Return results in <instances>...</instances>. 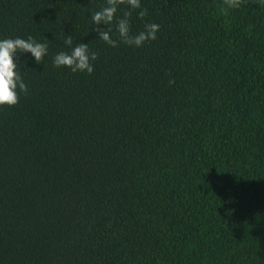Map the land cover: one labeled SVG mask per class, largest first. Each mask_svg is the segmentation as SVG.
<instances>
[{
    "label": "trees",
    "instance_id": "obj_1",
    "mask_svg": "<svg viewBox=\"0 0 264 264\" xmlns=\"http://www.w3.org/2000/svg\"><path fill=\"white\" fill-rule=\"evenodd\" d=\"M104 5L0 0V38L49 49L0 107V264H264V3L121 4L141 47L96 38ZM67 35L91 74L53 66Z\"/></svg>",
    "mask_w": 264,
    "mask_h": 264
},
{
    "label": "clouds",
    "instance_id": "obj_2",
    "mask_svg": "<svg viewBox=\"0 0 264 264\" xmlns=\"http://www.w3.org/2000/svg\"><path fill=\"white\" fill-rule=\"evenodd\" d=\"M261 2L264 3V0ZM226 3L228 8L240 6V0H226ZM121 4L127 5L129 9H139L138 18H142L146 14L145 10L141 8V0H105V5L101 9L90 13L93 24L92 31L96 33V38L112 47H116L118 42L141 47L146 42L155 40L160 25L147 23L142 31L132 34L129 20L131 13L126 11L122 17L116 15ZM114 21L119 41L112 36ZM64 44L70 48V51L57 52L52 58L53 66L67 68L73 73L91 74L97 53L89 49L88 43L81 42L73 45L70 35L65 37ZM48 52L47 43L38 42L31 36L27 39L19 36L0 38V107L16 105L19 101L18 93L27 91V85L21 77L19 65H26L25 62L29 57L39 64L47 57ZM25 53L28 55L21 60L20 57Z\"/></svg>",
    "mask_w": 264,
    "mask_h": 264
}]
</instances>
